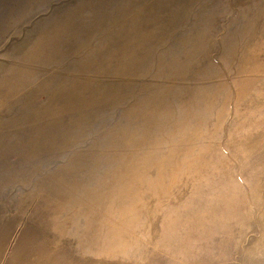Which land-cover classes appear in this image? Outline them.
I'll return each mask as SVG.
<instances>
[{"label":"rangeland","instance_id":"obj_1","mask_svg":"<svg viewBox=\"0 0 264 264\" xmlns=\"http://www.w3.org/2000/svg\"><path fill=\"white\" fill-rule=\"evenodd\" d=\"M0 264H264V0H0Z\"/></svg>","mask_w":264,"mask_h":264}]
</instances>
